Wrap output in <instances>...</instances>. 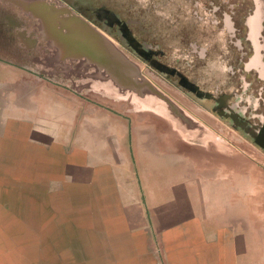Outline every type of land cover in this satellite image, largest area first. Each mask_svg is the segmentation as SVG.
I'll return each instance as SVG.
<instances>
[{
    "label": "crops",
    "instance_id": "1",
    "mask_svg": "<svg viewBox=\"0 0 264 264\" xmlns=\"http://www.w3.org/2000/svg\"><path fill=\"white\" fill-rule=\"evenodd\" d=\"M65 44L54 77L0 62V264H264V152L155 109L114 45Z\"/></svg>",
    "mask_w": 264,
    "mask_h": 264
},
{
    "label": "flooded vegetation",
    "instance_id": "2",
    "mask_svg": "<svg viewBox=\"0 0 264 264\" xmlns=\"http://www.w3.org/2000/svg\"><path fill=\"white\" fill-rule=\"evenodd\" d=\"M60 1L72 12L81 14L86 20L104 28L121 46L129 50L121 55L129 57L135 63V70L139 75V90H147L153 98L155 89L165 92V88H160L155 83L156 72L161 76L165 75L168 80L177 79L176 86L184 95H177L175 101L167 92L163 99L169 108L177 106L183 112L184 109L193 112L190 110L193 107V113L198 117H203V111L209 112L219 127L235 131L237 136L264 152V0H210L212 25L215 30L227 29L228 32L224 34L225 45L217 46L210 42L206 45L204 56L225 60L228 66L222 83L218 84V80L212 78L209 86H203L199 80L191 77L196 71L181 69L166 62L165 50L144 37L139 31L138 15L125 12L120 0ZM64 11V17L79 22L82 30H88L85 31L88 37L105 46L111 44L100 34L91 33L88 23L84 24L67 10ZM32 16H28L19 6L0 0V45L5 47L6 52L11 46H21L25 26H37L35 29L39 31V39H47L48 45L53 41L47 33L42 32L41 19ZM64 31L67 32V29L64 28ZM25 42L24 40L22 43ZM115 51L117 52L116 48ZM14 52L21 56L19 50ZM56 55L49 56V61H57L54 59ZM138 60L145 61L150 68L142 69L137 65ZM5 61L6 58L2 56L0 62ZM61 67L65 71L63 62Z\"/></svg>",
    "mask_w": 264,
    "mask_h": 264
},
{
    "label": "rangeland",
    "instance_id": "3",
    "mask_svg": "<svg viewBox=\"0 0 264 264\" xmlns=\"http://www.w3.org/2000/svg\"><path fill=\"white\" fill-rule=\"evenodd\" d=\"M55 6L61 5V10H67L68 13L73 15L74 18L78 19L79 21L88 23V26L92 29L89 31L96 32L100 34L102 37H105L107 41H110L112 45L116 48L119 53H127L129 50L121 46L119 42L110 35L104 28L97 24H93L89 20H86L85 17L81 14H77L72 12L70 8L66 6V4L60 0H52ZM122 9L129 13L130 15H138V21L140 22L139 28L141 30L144 37L146 39H150L151 43L156 44L159 48L165 50V58L166 62L184 69H191V71H196V74L191 76L199 80V82L203 86H209L211 84V79L216 78L218 80V84L222 83V80L226 78V70H227V63L225 60L220 58H211L207 56L205 58V49L206 45L212 42L217 46H224L225 45V33L228 32L227 29L224 31L215 30V27L212 25V19L210 18L211 13H213L211 7L210 0H120ZM115 2V1H114ZM113 2V3H114ZM60 7V6H59ZM64 7V8H63ZM151 10V13H150ZM211 10V11H210ZM59 11V10H57ZM55 12H47L44 17L40 18L38 15H31L27 13L28 16H32L33 18L41 19L42 23V32L47 33L50 38H52V44H47V39H39V31L35 29L37 26H25L23 30V37L22 42L24 40L25 43H21V46L16 47H9L8 52L5 51V47L0 45V58L4 56L6 58V62L3 64L6 65V69H25L28 73H43L47 76H55V71H62V60L66 58H61L58 55L62 53L63 55H69L66 49V39H73L75 37L83 38L86 41L90 40L93 42L98 48H101V43L98 41H94L90 37L85 34V31H82L80 28L81 25L78 24L76 21V25L73 19H69V17L59 16ZM66 13L65 11L63 14ZM62 14V15H63ZM57 22L60 30L55 28V23ZM80 25V26H79ZM77 26L80 31L75 28ZM67 29V32L62 33L61 31ZM64 32V31H63ZM224 32V33H223ZM71 33V34H70ZM25 38V39H24ZM27 41L30 43L28 44ZM57 47H56V45ZM105 46V51L111 52L113 47ZM156 47V46H155ZM21 48V49H19ZM114 48V49H115ZM88 48L85 47L84 51L82 52L85 54ZM13 50V51H12ZM20 51L21 56L17 55L14 51ZM93 51L94 49L91 48ZM101 50V49H100ZM22 51V52H21ZM15 53V54H13ZM58 54V55H56ZM72 54V53H70ZM54 59L57 60L55 62L49 61V56H54ZM78 54H72L69 56H77ZM108 55V54H107ZM78 59V58H77ZM75 59V60H77ZM69 63L70 60H68ZM133 61V60H132ZM74 63V62H73ZM138 66L142 69H149L150 65L145 61L138 60ZM8 66V67H7ZM12 67V68H10ZM3 68H1L2 70ZM0 70V75L5 74ZM54 73V74H53ZM194 73V72H192ZM63 74V73H62ZM5 77V76H4ZM155 83L163 89L165 88V92L162 90L155 89L154 98L150 101L153 102V106L155 109L158 107H162L161 105L168 106L163 97L167 96V92L170 96L175 100L177 99V95H184L183 92L177 88L176 85L177 79L168 80L165 75H160L159 73L154 74ZM168 81H167V80ZM6 80V81H5ZM174 83H172L173 81ZM8 78H3L0 76V86L3 83H6ZM6 85V84H5ZM32 85H36L32 83ZM37 88H41V85L38 83ZM88 96V95H87ZM98 94H94V97H98ZM78 99V98H77ZM87 99V97H86ZM99 100H103L102 97L98 98ZM141 99H136L135 105L142 106ZM82 103H81V102ZM74 101V106L81 108L79 111V119L81 121L85 119V101ZM144 101V100H143ZM176 101V100H175ZM144 106V104H143ZM172 107V106H171ZM177 107V106H176ZM179 107L172 110V113L178 117L184 118L183 114L181 113ZM204 112V111H203ZM184 113V112H183ZM208 113V112H204ZM207 115V114H205ZM203 114V117H205ZM219 132L224 134L228 139H232L233 144L244 145L246 149L242 150L243 153L247 157L252 160L257 159V154L261 155V152L254 146L253 144L245 141V139L237 136L235 131L227 129L226 127H218ZM228 134V136H227ZM230 134V136H229ZM241 151V149H240ZM244 156V155H243Z\"/></svg>",
    "mask_w": 264,
    "mask_h": 264
},
{
    "label": "water",
    "instance_id": "4",
    "mask_svg": "<svg viewBox=\"0 0 264 264\" xmlns=\"http://www.w3.org/2000/svg\"><path fill=\"white\" fill-rule=\"evenodd\" d=\"M2 1L11 2L12 4L22 8V10H24L25 12H27L31 15H38V17H40V13L43 11H45L47 13V12H51V11L55 12V10L56 11L59 10V11H57V14L59 16H63L65 14V13L63 14L64 10L60 11V9L62 7L55 6L52 2H48L47 0H2ZM75 25H76V23H75ZM75 28H77L80 31V29L77 26H75ZM82 31H84V30H82ZM61 58L64 59L65 56L61 57ZM172 109H174V108H172Z\"/></svg>",
    "mask_w": 264,
    "mask_h": 264
},
{
    "label": "bare ground",
    "instance_id": "5",
    "mask_svg": "<svg viewBox=\"0 0 264 264\" xmlns=\"http://www.w3.org/2000/svg\"><path fill=\"white\" fill-rule=\"evenodd\" d=\"M46 14H47V13H46L45 11L41 12V13H40L41 18H42V17L45 18V15H46ZM45 19H47V18H45Z\"/></svg>",
    "mask_w": 264,
    "mask_h": 264
}]
</instances>
